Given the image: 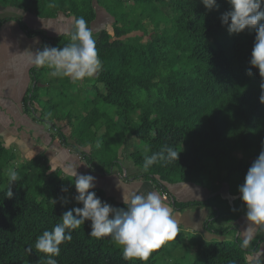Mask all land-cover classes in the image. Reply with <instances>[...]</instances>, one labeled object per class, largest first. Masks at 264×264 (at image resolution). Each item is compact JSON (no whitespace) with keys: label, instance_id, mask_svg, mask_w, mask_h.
Returning <instances> with one entry per match:
<instances>
[{"label":"trees","instance_id":"1","mask_svg":"<svg viewBox=\"0 0 264 264\" xmlns=\"http://www.w3.org/2000/svg\"><path fill=\"white\" fill-rule=\"evenodd\" d=\"M95 6L113 16L114 23L110 24L112 32L101 29L94 34L102 61L90 81L94 95L83 104L84 114L76 119L75 138L71 137V112L54 118L55 122L67 120L71 127L70 134L64 135L54 124L57 137L101 174L105 173L93 163L92 140L120 142L118 147L128 151L133 166L143 170L141 177L166 196L171 186L186 183L200 185L210 193L205 201L178 203L174 199L176 209L208 205L211 221L222 220L217 205L222 188L231 186V176L238 182L244 180L264 146L262 78L249 63L255 30L229 35L220 20L221 14L230 10L226 0H217L212 10L201 0H0V7L39 18L63 14L74 20L82 16L90 27L100 20ZM8 20L1 19L0 25ZM15 20L27 30L23 21ZM27 33L39 35L30 30ZM69 42L68 34L43 36V47H63ZM44 68L36 71L47 72ZM249 70L251 76L247 75ZM110 107L117 115L115 135L107 112ZM133 114L138 115L135 126L130 125ZM127 134L139 141L140 149L131 151L130 145L124 144ZM165 145L180 152L178 161L157 163L145 170L144 157ZM16 162V154L0 142V264H44L46 255L36 251V238L59 223L64 212L82 205L73 199V179L52 170L42 156ZM112 163L105 167L110 169ZM8 166L17 173L10 199L6 195L9 180L3 176ZM92 191L102 202L113 205L102 189ZM65 195L71 200L65 202ZM212 208H216L214 213ZM229 228L215 229L214 233L224 236ZM90 231V221L73 230L72 239L63 243L60 255L54 257L57 264H155L154 255L162 247L153 250L147 260L126 261L110 237H90ZM262 241L264 235L247 244L239 239L198 240L196 259L191 264H252L248 252L258 250Z\"/></svg>","mask_w":264,"mask_h":264},{"label":"clouds","instance_id":"2","mask_svg":"<svg viewBox=\"0 0 264 264\" xmlns=\"http://www.w3.org/2000/svg\"><path fill=\"white\" fill-rule=\"evenodd\" d=\"M208 10L217 7V0H201ZM230 10L220 16L222 26L229 35H238L245 30H255V41L251 52L250 66L258 70L262 83L260 102L264 104V0H226ZM50 7L54 5H49ZM70 42L63 47L44 46L36 52L26 51L31 63L37 68L47 67L53 78H69L73 82L94 76L102 67L96 48L93 30L84 17L74 19L68 33ZM247 75L251 76L249 70ZM180 152L173 146L165 145L159 152L146 155L143 168L148 170L157 163L178 161ZM73 178L76 195L73 199L82 207H73L64 212L60 222L51 230H44L35 242L36 251L44 253V264H57L54 257L60 255V246L72 239V231L86 221L91 222L90 237H110L120 246L122 258L147 260L153 250L166 240H174L178 234V223L173 208L164 202L156 191L146 194L123 188V208H115L97 197L95 177L78 174L73 167L69 172ZM17 179L13 170L9 173L7 198H12L11 186ZM66 191V189H62ZM239 197L246 207L249 226L242 236L247 244L253 237L256 226L264 227V146L258 157L248 168L243 184L238 187ZM54 203L56 201H53ZM31 247L27 251L31 252Z\"/></svg>","mask_w":264,"mask_h":264},{"label":"crops","instance_id":"3","mask_svg":"<svg viewBox=\"0 0 264 264\" xmlns=\"http://www.w3.org/2000/svg\"><path fill=\"white\" fill-rule=\"evenodd\" d=\"M97 14L99 19L105 17L102 10L98 11ZM4 18H10L11 20L0 25V142L3 146L9 150L13 149V152L17 153V156L19 155L20 162L42 156L49 163L52 170H60L66 176L71 177L69 172L73 167L76 168L78 174L94 176L97 182L95 187L103 190L105 197L113 202L112 206L115 208L119 204H123V188L120 185L125 186L129 191H138L144 194L149 191L159 193L160 190L154 188L152 184L148 182L145 184L141 179L135 180L134 177H128L126 170H124L125 174L122 175L120 173V176L94 172L86 161L80 158L77 153L75 154L71 151V147H61V140L46 130L42 124L44 121L37 120V118L41 119L38 111H43V107L39 104V101L48 102L49 98L47 99V96L51 91H54L53 95L55 96H62L63 89L61 82L48 74V68L47 72H44L50 77L49 80L33 79V75L39 74L36 71L39 68L31 63V57L26 51L34 53L37 50H42V33L44 37L48 38L68 34L74 24L73 18L59 14L53 18L45 19L23 12L22 10L0 7V20ZM14 18L23 21L27 30H24ZM29 30L39 33V35H29L27 33ZM71 81V79L65 78L67 85H70ZM53 125L62 130L61 132L64 135L70 134L71 127L67 120L54 121L51 124L52 128ZM130 170L132 174H135L136 169L133 165L130 167ZM220 193L224 200L231 203L230 205L235 203L234 199L237 195H232L228 186L223 187ZM168 195L169 200H164V202L173 208L179 231L184 225L186 233H194L199 237V240L203 239L204 241L211 242L213 238L217 240L226 239L227 232L224 236L214 233L216 228L212 227L214 222L211 221L210 215L212 212L209 208L205 206L203 208L202 206L185 209L175 208L174 199L176 197H181V201L178 203L207 200L210 197L207 189H204L200 185L189 183L176 184L170 187ZM183 196L185 198H182ZM212 209L214 213L216 208ZM215 222H220L219 224L223 225L222 220ZM248 226L246 215L237 219L231 227L229 226V230L231 229L232 232L237 234V236H234V240L239 239L241 241V233ZM226 227H228V222L220 229ZM259 229L260 226H256L255 233L249 242L257 237ZM242 242H244V238ZM248 260L252 264H264V248L261 249V245L259 244L258 250L250 252Z\"/></svg>","mask_w":264,"mask_h":264},{"label":"rangeland","instance_id":"4","mask_svg":"<svg viewBox=\"0 0 264 264\" xmlns=\"http://www.w3.org/2000/svg\"><path fill=\"white\" fill-rule=\"evenodd\" d=\"M95 9L97 11L99 10L96 6H95ZM123 12H125L124 8H123ZM104 15H105V17H103V19H100L97 22V23H99L98 25L91 27V29L93 30V34L100 31L101 29H105L109 32H112V29H111L112 24L111 23H114V18H113V16L112 17L108 16L106 13H104ZM134 16H136V15H134ZM106 21H108V22L106 23ZM42 35L44 36L43 33H42ZM137 35L141 36L142 34H137ZM132 36H135V34H132ZM146 39L147 38H145V40ZM36 76L40 80H44V79L49 80L50 79V77L47 76V74L44 71L39 73V74H36ZM57 79L61 82V87L63 89L62 90L63 95L62 96H55V95H53L54 91H51L49 94L45 93V94H48L47 99L49 98V100H48V103H44L43 101H39V104L43 107V111L42 112L38 111V114L41 115V119L37 118V120L44 121V123H42V124L44 125L46 130L51 132L53 135L57 136V133L55 131L56 128L51 127V124L54 123V118L60 117L61 115L65 116L67 114V112H71L70 117L72 118V121H73V124H72L73 127L72 128L74 131L73 134H71V137L75 138L77 136V133H75V132H76V129L78 128V123H77L76 119L79 117L80 113H83L82 112L83 111V104L87 100H90L89 98L92 99L93 95H94V91L92 90V87L90 86V83L93 82V78L92 77H85L82 81H75V82L71 81L70 85H67L65 83V78H57ZM89 81H91V82H89ZM86 88H88V89H86ZM89 106H90V108L92 107L91 105H89ZM107 112L109 113V118L111 119V124L113 127V133L115 135L118 132L116 130L118 127L114 123L117 121L116 112L111 107L109 108V110ZM136 116H138V115L137 114L132 115L134 122L130 123L131 126H135L136 124H138V120H137ZM103 131L104 130H102V132ZM120 132H124V130H120ZM88 138L91 140L90 136ZM102 139L103 138H101V139L99 138V139H97L98 141L95 140V143H94V140H92V142L94 144L93 154L95 155L94 158H96V159H93L94 160L93 163L95 164L94 165L95 167H97V166L100 167L99 168L100 171H102L105 174L110 173V174H115L116 176H118V175L120 176L121 174L124 175L125 174L124 170H126V172L128 173V177H134L135 180L142 178L141 180L145 184L147 182L149 184H153L151 181H147L145 178L141 177V174L143 173L142 169H139V168L137 169V167L135 168L136 169L135 170L136 176H134L135 174L131 173L132 171L130 170V167H132V165H133L131 162V158L128 156L129 155L128 151H126L122 145L120 147H118L117 144H120V142L115 144V143H113V141H110L109 138H106L105 141ZM125 139H128V140L126 142L124 141V144L128 143L131 147V151L134 148L140 149L141 145H140L139 141H136L131 135L127 134ZM68 143L73 144L71 142H68ZM89 146H91V145H89ZM61 147H65V145L62 143ZM91 147H93V146H91ZM11 151L13 152V149ZM71 151L73 153H75V148L72 147ZM88 153H90V148H88ZM15 154H16V159H17L16 163L17 164L21 163L20 159H19V155L17 156V153H15ZM77 155L80 157L79 154H77ZM240 156L241 155L238 154V157H240ZM111 162H113L111 165V168L107 169L105 167L106 166L105 164H109ZM11 171H13V166L6 167L5 175H3L4 179H6V182L8 180L9 173ZM93 171L96 172L95 170H93ZM138 173H139V175H138ZM231 178H232L230 181L231 186H229V187L232 189H231L230 193L232 195H238L234 199L235 207L233 205H230L231 203H228L226 200H224L223 196L217 202V205L220 208V218L223 220L222 223H223V225H225L226 222H228V220H229L228 227L229 226L231 227L237 219H240L243 215H246V207L241 202L240 197H239L238 188L235 186V183L239 184L237 186H240L241 184H243L244 180L239 179L240 182H238V181L233 180V176H231ZM237 178H241V177L237 176ZM95 184L97 185L96 181H95ZM233 184L235 187L233 186ZM153 185L155 186V184H153ZM98 188L99 187H95V189H98ZM161 192H162V190L159 191L160 195H161ZM182 198H185V196H183ZM70 200H71L70 195L64 196L65 202H68ZM168 200H169V198H168ZM175 200L177 202H180L181 197H176ZM205 207L209 208L208 205H205ZM219 223L220 222H215L212 227H215L216 229H220L223 225H221ZM183 226L181 227L180 231L178 230V234L174 240H166L162 244L161 249L157 253H155V255H154V263L155 264H191L192 262H194V260L196 259L195 249H196V245H197V242L199 240V237L197 235H195L194 233H191V232L186 233L187 231L185 230V228ZM257 235H259L260 237H262L264 235L263 227H260V229L257 231ZM234 236H237V234H235V232H232L231 229L230 230L228 229L227 230V236H226L225 240L233 241ZM240 239H241V241H243L242 235H241ZM216 240L217 239H215V238L212 239V241H216ZM260 245H261V249L264 248L263 247V245H264L263 241ZM248 253H250V252H248Z\"/></svg>","mask_w":264,"mask_h":264},{"label":"built area","instance_id":"5","mask_svg":"<svg viewBox=\"0 0 264 264\" xmlns=\"http://www.w3.org/2000/svg\"><path fill=\"white\" fill-rule=\"evenodd\" d=\"M162 198H163V200H168V196H166L164 193H162Z\"/></svg>","mask_w":264,"mask_h":264}]
</instances>
